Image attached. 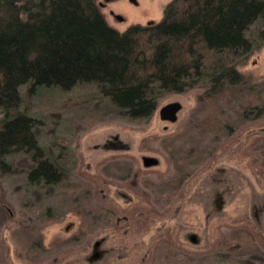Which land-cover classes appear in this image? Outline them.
Returning a JSON list of instances; mask_svg holds the SVG:
<instances>
[{
  "label": "rangeland",
  "instance_id": "374dc122",
  "mask_svg": "<svg viewBox=\"0 0 264 264\" xmlns=\"http://www.w3.org/2000/svg\"><path fill=\"white\" fill-rule=\"evenodd\" d=\"M50 1L0 0V34L27 22L29 12L34 19L49 12ZM90 1L96 3L95 13L104 28L123 37L131 28L158 22L174 0ZM241 33L256 49L240 71L264 79V9L246 22ZM97 89L92 78L68 86L31 78L21 83L22 106L34 120L40 143L50 154L59 156L62 150L69 172L64 186L37 193L36 185L30 188L25 183L23 172L29 162L23 155L14 158L16 172L0 171V198L12 213L0 214V264H150L153 256L158 264L163 255L176 257V247L207 251L228 228L246 226L264 237V166L252 147L264 139V123L247 121L225 134L226 128L220 131L218 124L225 117L238 121L241 106L229 101L219 112L199 99V88L161 96L148 120L109 119L95 108ZM170 103L180 105L172 122L160 116V109ZM190 135L189 145L206 151L191 164L194 174L170 210L160 211L165 215L136 229L128 212L139 202L128 179H120L118 166L132 157L149 178L168 179L172 172L159 142L176 136L180 142ZM48 208L56 217L36 224L33 240L39 239L43 249L29 259L26 252H18L19 227L28 218L36 222L34 218L45 216ZM74 235L80 236L79 243L56 253L54 247Z\"/></svg>",
  "mask_w": 264,
  "mask_h": 264
},
{
  "label": "trees",
  "instance_id": "16d2710c",
  "mask_svg": "<svg viewBox=\"0 0 264 264\" xmlns=\"http://www.w3.org/2000/svg\"><path fill=\"white\" fill-rule=\"evenodd\" d=\"M96 8L90 0H51L49 12L35 19L29 12L27 22L0 34V171L16 172L14 158L23 155L29 162L23 172L25 183L30 188L36 185L37 193L64 186L69 172L62 150L59 156L48 152L22 106L20 86L29 78L60 86L77 79L97 80L95 108L109 119L148 120L161 96L199 88V99L219 112L229 101L241 106L238 121L225 117L218 124V130L226 128L225 134L247 121L264 123V79L240 71L256 49L241 29L264 9V0H174L158 22L131 28L123 37L104 28ZM192 137L180 142L179 136L160 140L172 172L168 179L149 178L132 157L128 163L119 162L120 179H128V188L139 202L128 212L136 229L168 212L194 174L191 164L206 151L189 145ZM252 147L264 166V139ZM3 212L0 208L5 217ZM44 214L34 218L36 222L28 218L19 227L18 252H26L29 259L43 249L39 239L33 240L36 224L56 217L50 208ZM79 241L80 236L74 235L54 248L62 254ZM161 244L172 246L167 241ZM175 250L176 257L163 255L157 263L264 264V237L246 226L228 228L207 251ZM154 259L150 264H156Z\"/></svg>",
  "mask_w": 264,
  "mask_h": 264
},
{
  "label": "water",
  "instance_id": "95a60500",
  "mask_svg": "<svg viewBox=\"0 0 264 264\" xmlns=\"http://www.w3.org/2000/svg\"><path fill=\"white\" fill-rule=\"evenodd\" d=\"M106 1H112V0H106ZM118 21H122V17L119 15L115 16ZM180 105L178 103H170L166 106L162 107L160 109V116L162 119L168 120V121H175L176 119V113L179 111ZM8 208L9 214L11 215V210Z\"/></svg>",
  "mask_w": 264,
  "mask_h": 264
},
{
  "label": "flooded vegetation",
  "instance_id": "af4514ba",
  "mask_svg": "<svg viewBox=\"0 0 264 264\" xmlns=\"http://www.w3.org/2000/svg\"><path fill=\"white\" fill-rule=\"evenodd\" d=\"M6 207H8V205L5 204V203L1 200V198H0V208H1L2 210L6 211L8 215H10V214H9V211H8V208H6ZM10 216H12V213H11Z\"/></svg>",
  "mask_w": 264,
  "mask_h": 264
}]
</instances>
